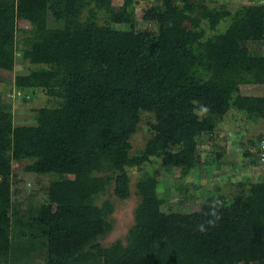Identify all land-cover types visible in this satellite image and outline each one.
Here are the masks:
<instances>
[{
	"label": "trees",
	"instance_id": "1",
	"mask_svg": "<svg viewBox=\"0 0 264 264\" xmlns=\"http://www.w3.org/2000/svg\"><path fill=\"white\" fill-rule=\"evenodd\" d=\"M114 1L0 0V69L13 72L18 59L31 65L9 81L14 96L55 102L35 109L34 124L15 125L0 93V264H264V181L239 183L232 198L214 188L177 226L162 220L159 179L144 171L126 241L99 242L113 229L114 205L96 200L112 185L128 199V168L160 160L187 175L198 139L212 138L232 110L264 118V96L241 92L264 85V55L250 47L264 42L262 0L234 11L158 0L154 27L144 28L137 0ZM227 19L225 31L207 35ZM144 113L153 115L152 135L132 154ZM26 161L25 171L48 182L34 193L40 201L14 206V163ZM213 200L223 202L221 219L201 232Z\"/></svg>",
	"mask_w": 264,
	"mask_h": 264
},
{
	"label": "rangeland",
	"instance_id": "2",
	"mask_svg": "<svg viewBox=\"0 0 264 264\" xmlns=\"http://www.w3.org/2000/svg\"><path fill=\"white\" fill-rule=\"evenodd\" d=\"M213 7L226 5L230 10L245 4V0H205ZM121 0H115L117 7ZM158 0H137L135 14L138 21V28L152 27L148 19L153 11L159 13ZM100 22L104 23L105 14L99 13ZM229 19L222 21L216 31L207 30V35L214 32L219 33L226 30ZM154 27V26H153ZM263 42L258 44L262 46ZM264 46V44H263ZM262 46V47H263ZM264 50L261 51V54ZM31 65L28 61L18 59L13 72L0 69V93L6 104H12L15 125L34 124L35 109L42 106H54L52 98L43 93L33 94V98L23 100V97H15L14 86L9 81L13 80L15 74H26L30 71ZM7 80V81H6ZM242 93L249 95H263L264 85H245ZM153 115L144 113L139 129L133 135L132 154L141 151L152 135L151 123ZM264 134V118L250 119L246 112L232 110L222 120L212 138L207 135L198 139L196 165L189 174L183 175L180 168H165L161 161L155 164H146L143 168H128L131 177V196L122 200L114 194V186L100 195L96 203L102 204L108 200L114 205V212L110 215L113 224L112 231L99 239L104 246H108L117 240L126 241L130 227L134 223L135 209L140 201L136 194V183L144 171L155 172L159 179L160 194L166 202L161 208L160 216L164 222H172L173 225H182L189 220L192 211L199 210L201 201L209 196L214 188L219 187L221 193L229 198L238 193L243 183L245 189L250 183L264 181V164L258 160L259 145ZM256 144L254 145V142ZM250 151L252 156H246ZM254 158V162L250 158ZM28 162H15L16 179L13 184L14 206H25L27 198L37 196L40 201L42 194H34L43 184L48 182V176L29 173L24 170ZM210 190V191H209Z\"/></svg>",
	"mask_w": 264,
	"mask_h": 264
},
{
	"label": "clouds",
	"instance_id": "3",
	"mask_svg": "<svg viewBox=\"0 0 264 264\" xmlns=\"http://www.w3.org/2000/svg\"><path fill=\"white\" fill-rule=\"evenodd\" d=\"M206 111L207 108L201 106L197 115H200ZM208 207H209V211L205 214L206 219L197 226L198 230L201 232H206L208 228L215 227L216 223L221 219L220 209L223 207V202L219 200H213L208 205Z\"/></svg>",
	"mask_w": 264,
	"mask_h": 264
},
{
	"label": "crops",
	"instance_id": "4",
	"mask_svg": "<svg viewBox=\"0 0 264 264\" xmlns=\"http://www.w3.org/2000/svg\"><path fill=\"white\" fill-rule=\"evenodd\" d=\"M259 43H260V42H252V43H250L251 50H252L253 52L257 53V54H261V51L264 50V46H263L264 42L261 43L263 47H262V46L259 47V46H258ZM262 55H264V53H262ZM244 86H245V85H244ZM242 87H243V86H242ZM242 87H241V91H242ZM242 94H244V93H242ZM245 95H249V94H245Z\"/></svg>",
	"mask_w": 264,
	"mask_h": 264
},
{
	"label": "built area",
	"instance_id": "5",
	"mask_svg": "<svg viewBox=\"0 0 264 264\" xmlns=\"http://www.w3.org/2000/svg\"><path fill=\"white\" fill-rule=\"evenodd\" d=\"M262 1L264 2V0ZM258 160L260 161V163L264 164V136H262V139L260 141Z\"/></svg>",
	"mask_w": 264,
	"mask_h": 264
},
{
	"label": "water",
	"instance_id": "6",
	"mask_svg": "<svg viewBox=\"0 0 264 264\" xmlns=\"http://www.w3.org/2000/svg\"><path fill=\"white\" fill-rule=\"evenodd\" d=\"M248 1L251 2V3L253 2V0H248Z\"/></svg>",
	"mask_w": 264,
	"mask_h": 264
}]
</instances>
